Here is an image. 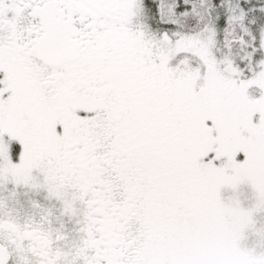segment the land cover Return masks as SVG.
Returning <instances> with one entry per match:
<instances>
[{"label":"snow or ice","instance_id":"1","mask_svg":"<svg viewBox=\"0 0 264 264\" xmlns=\"http://www.w3.org/2000/svg\"><path fill=\"white\" fill-rule=\"evenodd\" d=\"M0 264H264V0H0Z\"/></svg>","mask_w":264,"mask_h":264}]
</instances>
